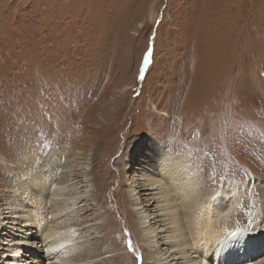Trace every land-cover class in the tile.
Returning a JSON list of instances; mask_svg holds the SVG:
<instances>
[{
	"label": "rangeland",
	"instance_id": "374dc122",
	"mask_svg": "<svg viewBox=\"0 0 264 264\" xmlns=\"http://www.w3.org/2000/svg\"><path fill=\"white\" fill-rule=\"evenodd\" d=\"M155 145L216 202L245 194L240 225L260 222L264 0H0V201L20 188L25 157L54 158L60 198L80 199L67 211L78 253L154 264L151 252L168 251L161 218L152 244L142 240L139 216L157 213L135 210L128 192L142 168L126 167ZM4 200L7 244L21 233Z\"/></svg>",
	"mask_w": 264,
	"mask_h": 264
},
{
	"label": "bare ground",
	"instance_id": "6f19581e",
	"mask_svg": "<svg viewBox=\"0 0 264 264\" xmlns=\"http://www.w3.org/2000/svg\"><path fill=\"white\" fill-rule=\"evenodd\" d=\"M153 146H147L148 149H143L140 154L135 153V159L139 162L129 156V165L126 167L129 172L136 165L142 168L139 173L141 182L138 184L134 181L133 184L138 186L131 187L128 192L132 201H136L132 202L135 210L147 212L155 208L157 213L152 219L146 214L139 216L140 225L145 230L142 240L152 244V233L156 230L151 224L156 218H161L162 228L158 227L157 231L161 228L158 233L163 234L160 242L167 246L168 251L164 249L151 254L146 248L150 253L148 260L153 259L154 264H230L241 256L242 260L247 261L239 264H264V213L256 216L260 222L254 225L255 233L227 238V233L235 231L237 227H246L237 222L245 194L231 201L225 197L216 202L218 193L211 194L206 192L208 188H202L194 168L187 167L181 159H171L159 145ZM36 160L35 153L24 158L23 170L17 175L18 182H22L20 188L12 196L3 199L6 214L15 213V226L12 229L18 227L16 230L21 234L14 233L13 239L7 244L0 242V264H56L58 260L60 264L95 262L90 261L89 252L78 253L84 247L75 242L78 238L76 222L72 224L68 218V207L80 199L60 198L63 195V182L55 181L54 168L63 169L64 164H54V158L46 159L45 164L34 163ZM51 161L52 171L46 170ZM22 190L23 197L16 200ZM2 211L0 206V226L7 223L4 221L7 216ZM261 253L263 258L260 257ZM122 258L116 257V264Z\"/></svg>",
	"mask_w": 264,
	"mask_h": 264
},
{
	"label": "clouds",
	"instance_id": "9594fccd",
	"mask_svg": "<svg viewBox=\"0 0 264 264\" xmlns=\"http://www.w3.org/2000/svg\"><path fill=\"white\" fill-rule=\"evenodd\" d=\"M253 228H254V224L251 220H249V223L246 227H244V228L237 227V229L235 231L227 233V238L235 237L237 235L247 234V233L251 232L253 230ZM224 238L225 237H221V239H224ZM56 264H60L59 260L56 261Z\"/></svg>",
	"mask_w": 264,
	"mask_h": 264
},
{
	"label": "snow or ice",
	"instance_id": "6c2138e0",
	"mask_svg": "<svg viewBox=\"0 0 264 264\" xmlns=\"http://www.w3.org/2000/svg\"><path fill=\"white\" fill-rule=\"evenodd\" d=\"M153 47H154V45H153ZM146 60H147V63H148V65H149L150 62H151V54H149V55L146 57Z\"/></svg>",
	"mask_w": 264,
	"mask_h": 264
}]
</instances>
